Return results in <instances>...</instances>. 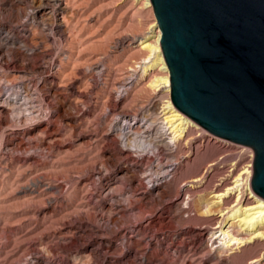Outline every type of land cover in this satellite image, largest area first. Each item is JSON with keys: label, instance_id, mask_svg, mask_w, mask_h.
I'll return each mask as SVG.
<instances>
[{"label": "rangeland", "instance_id": "374dc122", "mask_svg": "<svg viewBox=\"0 0 264 264\" xmlns=\"http://www.w3.org/2000/svg\"><path fill=\"white\" fill-rule=\"evenodd\" d=\"M63 6L53 30L36 0H0V264H264V241L210 251L226 217L193 203L232 184L254 149L198 123L178 148L168 94L131 70L155 8Z\"/></svg>", "mask_w": 264, "mask_h": 264}, {"label": "water", "instance_id": "95a60500", "mask_svg": "<svg viewBox=\"0 0 264 264\" xmlns=\"http://www.w3.org/2000/svg\"><path fill=\"white\" fill-rule=\"evenodd\" d=\"M174 105L212 134L255 151L264 198V0H151Z\"/></svg>", "mask_w": 264, "mask_h": 264}, {"label": "bare ground", "instance_id": "6f19581e", "mask_svg": "<svg viewBox=\"0 0 264 264\" xmlns=\"http://www.w3.org/2000/svg\"><path fill=\"white\" fill-rule=\"evenodd\" d=\"M63 1L36 0L37 11L34 16L38 24L47 25L55 30L60 27V24L65 23L68 11L63 6ZM134 2L139 5L138 11L154 9L151 0H134ZM60 14L63 15L62 22L61 19H58ZM147 33L149 35L140 42V50L146 54L137 66L139 69L132 68L131 70L134 71L133 73L141 72L140 78L150 75L148 86L168 94L166 105L163 108V123L170 135L171 142L179 148L182 140L191 137L195 127L199 128V123L197 124L190 116L189 118L172 102L171 73L161 46L162 30L158 19L152 23ZM124 113L125 111L122 109L118 110L117 114ZM154 146L158 149L156 145ZM252 156L254 157V154ZM254 172L253 162L236 174L232 184L215 192L211 199L204 202H196V199H193L194 206L200 214L208 216L219 214L226 217L225 223L219 228V231L210 233L211 235L208 237V242H211L212 247L210 251L214 249L220 254L229 251L234 253L235 250L242 252L244 248L264 241V198L253 189ZM200 179L201 177H195L192 181L197 182ZM245 191H249L250 199L248 198L247 203L243 204ZM232 196L235 198L233 201L236 203H234L235 205L228 202ZM236 206L237 208H234ZM197 233L204 235V232L200 230Z\"/></svg>", "mask_w": 264, "mask_h": 264}]
</instances>
